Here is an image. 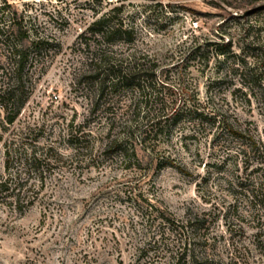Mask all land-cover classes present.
Here are the masks:
<instances>
[{"label": "rangeland", "instance_id": "1", "mask_svg": "<svg viewBox=\"0 0 264 264\" xmlns=\"http://www.w3.org/2000/svg\"><path fill=\"white\" fill-rule=\"evenodd\" d=\"M11 22L39 46L11 124L0 101V264H170L174 238L179 264H264V0H0ZM97 49L141 89L101 90Z\"/></svg>", "mask_w": 264, "mask_h": 264}, {"label": "trees", "instance_id": "2", "mask_svg": "<svg viewBox=\"0 0 264 264\" xmlns=\"http://www.w3.org/2000/svg\"><path fill=\"white\" fill-rule=\"evenodd\" d=\"M259 9V8H258ZM255 9L254 11H256ZM104 18H99L98 20H95L88 24V26L83 30V32L80 34V36L90 33L91 35L95 34V31L93 30V27L95 25L101 24L104 22ZM120 31V29H114L112 28L111 31L105 30L102 31L101 37H106V35ZM132 29H123L121 32L127 36H130L132 34ZM4 32V33H2ZM1 34H4V37L1 38ZM230 40L227 41V43L224 45V47H227L230 45ZM0 45H6L7 49H9V57L6 60L7 69L5 71L0 69V78L3 77L7 79L6 86H0V101L1 106L3 109V112L5 113V122L8 124H11L16 116L18 115L20 111V107L23 103V99L21 97V94L24 90V80L23 76L25 75V68L27 65V51L31 46L38 47L39 41L36 39H32L29 37L28 31L19 23V22H11L6 27V30L2 31V28H0ZM223 51L221 50V53ZM90 62H93L98 67H93V77L100 78V89L103 90L105 87H115L117 85H120L123 88H130L131 86H134L136 89H141L142 85L140 83H135L134 85L131 83L133 78H135V75H125L122 74L121 69H117L116 71L112 70V66L110 65L109 61L106 57V52H102V50L97 49V53H94L90 59ZM2 67V64L0 63V68ZM100 67H104L105 73H103L102 77H100ZM113 71L118 74L116 76V80H113V77L111 74H113ZM110 72V73H109ZM107 77H110L112 81H108ZM138 115V114H137ZM145 117V116H143ZM169 118L168 114L161 113L156 118L147 119L146 122L149 123V126H146V128L142 131L144 134L149 132L147 127H150L152 129L155 125L159 124L161 120H167ZM155 119V120H154ZM115 143V141H113ZM124 156H127L129 159L135 156V150H131V154L127 155V152H124ZM1 186V183H0ZM159 218L161 220V223L165 228H162L161 230H157L153 237L151 238V241L153 243H156L158 240H163L164 237L171 238L172 235V226H174L173 222H170L169 219L164 217L162 214L159 215ZM172 235V236H171ZM177 239V238H174ZM172 239L169 241H164V245H166L168 248L165 251L167 259L170 260V264H179L180 260H185L186 253L182 252L179 253L177 251H174L173 248H175L176 242L179 241V239L174 240ZM166 242V243H165ZM170 248V249H169Z\"/></svg>", "mask_w": 264, "mask_h": 264}, {"label": "water", "instance_id": "3", "mask_svg": "<svg viewBox=\"0 0 264 264\" xmlns=\"http://www.w3.org/2000/svg\"><path fill=\"white\" fill-rule=\"evenodd\" d=\"M251 10H247L244 14H247L248 12H250Z\"/></svg>", "mask_w": 264, "mask_h": 264}]
</instances>
